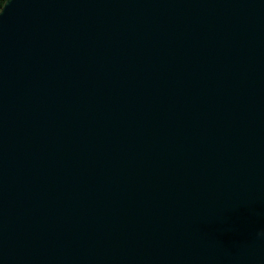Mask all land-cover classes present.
Masks as SVG:
<instances>
[{"label": "water", "instance_id": "95a60500", "mask_svg": "<svg viewBox=\"0 0 264 264\" xmlns=\"http://www.w3.org/2000/svg\"><path fill=\"white\" fill-rule=\"evenodd\" d=\"M264 0H5L0 264H264Z\"/></svg>", "mask_w": 264, "mask_h": 264}, {"label": "trees", "instance_id": "16d2710c", "mask_svg": "<svg viewBox=\"0 0 264 264\" xmlns=\"http://www.w3.org/2000/svg\"><path fill=\"white\" fill-rule=\"evenodd\" d=\"M5 0H0V10H1V7L3 6Z\"/></svg>", "mask_w": 264, "mask_h": 264}, {"label": "clouds", "instance_id": "9594fccd", "mask_svg": "<svg viewBox=\"0 0 264 264\" xmlns=\"http://www.w3.org/2000/svg\"><path fill=\"white\" fill-rule=\"evenodd\" d=\"M261 235H264V233H261Z\"/></svg>", "mask_w": 264, "mask_h": 264}]
</instances>
